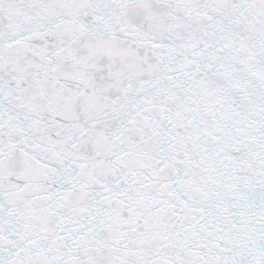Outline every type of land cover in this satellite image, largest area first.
I'll list each match as a JSON object with an SVG mask.
<instances>
[{
	"label": "snow or ice",
	"instance_id": "snow-or-ice-1",
	"mask_svg": "<svg viewBox=\"0 0 264 264\" xmlns=\"http://www.w3.org/2000/svg\"><path fill=\"white\" fill-rule=\"evenodd\" d=\"M0 264H264V0H0Z\"/></svg>",
	"mask_w": 264,
	"mask_h": 264
}]
</instances>
